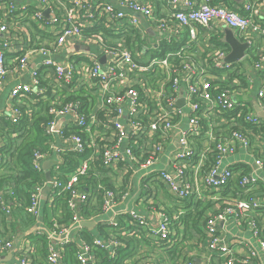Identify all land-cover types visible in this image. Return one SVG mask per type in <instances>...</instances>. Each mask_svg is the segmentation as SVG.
Here are the masks:
<instances>
[{
  "label": "built area",
  "instance_id": "obj_1",
  "mask_svg": "<svg viewBox=\"0 0 264 264\" xmlns=\"http://www.w3.org/2000/svg\"><path fill=\"white\" fill-rule=\"evenodd\" d=\"M58 1L0 0V99L15 77L0 109V120L19 123L23 117L21 99L33 94L45 95L41 78L48 71L47 77L53 74L57 85L66 82L74 88H93L97 97L89 113L79 103L54 108L55 117L46 126V133L52 137L47 142L48 148L33 152L32 167L43 174L44 162L56 159L52 180L45 177L32 191L30 203L25 207L34 218V227L45 221L40 200L46 186L51 189L50 201L56 194L67 193L71 213L69 224H60L57 216H53L47 231L29 229L34 231L30 235H46L49 240L47 261L43 264H63L65 246L72 242L77 246L76 256L81 264H96L97 249L109 251L116 260L118 249L129 241L125 236L137 233L134 227L140 228L153 244L140 248L125 264H164V252L177 261L187 256L200 258L201 250L190 253L202 244L208 252L207 264L258 262V249L246 236L233 235L229 223L233 221L242 232L249 231L264 253V196L257 193L260 173L264 172V158L259 150L263 142L258 134L254 144L246 130L238 126L241 111L228 118L238 106H246L239 100L245 86L230 80L231 71L240 60H226L231 48L224 47L222 41L227 43L225 30L229 28L241 42L248 43L244 57L255 55L254 36L264 35V0H244L242 9L231 8L228 1L162 0L167 1L170 9L165 16L157 14L151 3L140 0H121L123 9L111 3L94 5L93 0H69L68 4ZM136 13H141L160 31L153 37L154 41L140 44L141 40L150 38L142 30ZM100 15L138 29L139 40L134 38L131 48L125 44L123 35L105 39L99 32L85 33L84 29L91 27ZM29 20L50 37L31 44ZM201 33L205 45L200 44ZM163 42H177L179 46L158 55ZM77 44L90 49H78ZM61 51L66 53V58L56 61L53 54ZM198 55L213 73L208 74L196 65ZM35 57L40 58L39 65L31 66V58ZM251 60L261 73V84L255 93L264 109V51ZM218 117L222 118L221 126L216 123ZM244 119L257 126L264 124V119L253 110ZM67 123L79 128L78 132L66 135ZM214 124L224 130L219 132ZM0 139L1 146L4 141ZM240 149L251 157L247 162L251 170L241 176L236 196L226 197L223 191L229 184L235 189L231 181L233 169L226 161ZM86 150L90 151L88 156L76 168L62 173L64 154ZM96 168L112 174L108 178L110 186L81 183L82 177ZM134 174L142 175L137 204L143 201L148 210L132 207L118 211L120 202L133 193L130 175ZM163 183L170 194L162 188ZM160 193L170 198L171 205L178 198L214 202V211L202 226L205 239L199 245L193 244L194 240L187 241L183 258H173L161 247L162 241L172 243L170 235L175 236L177 231L173 224L184 210L172 213L169 206L159 204L156 197ZM98 195L101 208L90 218L112 212L111 218L100 222L115 232L87 241L80 237L79 231L81 223L89 219L80 213ZM0 210L5 214L12 212L4 191L0 192ZM16 236L11 231L0 233V264H5L3 255L11 250L16 256L14 264L33 263L32 255L37 252L34 236L24 237L22 243L17 242ZM237 244L246 246L245 253L236 249ZM188 264L194 262L189 260Z\"/></svg>",
  "mask_w": 264,
  "mask_h": 264
},
{
  "label": "trees",
  "instance_id": "obj_2",
  "mask_svg": "<svg viewBox=\"0 0 264 264\" xmlns=\"http://www.w3.org/2000/svg\"><path fill=\"white\" fill-rule=\"evenodd\" d=\"M228 1V0H226ZM231 8L233 4L227 3ZM33 7V6H32ZM28 31L30 32L31 44L41 42L44 38L50 37V34L37 28L36 24L29 20ZM118 31L116 34L113 32ZM85 33H101L106 39L109 37H125V44L129 47H133L132 40L137 38L139 40L140 32L128 23H121V21H110L106 15L96 16L94 23L91 27L84 29ZM52 39V38H51ZM222 45L228 49L230 46L228 43L222 41ZM39 46V45H38ZM36 46V47H38ZM179 44H167L163 42L161 44V50L157 51L158 55H164L165 52L177 49ZM255 58V55H250L249 59ZM41 78V86L46 89L45 95L40 97L36 94L31 95L29 98L21 99L20 106L23 110V117L20 119L18 124H13L6 119L0 120V137L3 139V143L0 146V154L2 156V162L0 163V192L4 191L6 198L12 204V212L5 214L0 210V224H5L9 229H5L3 233L7 231L16 232L17 229L29 230L30 227L35 223L33 216H31L25 207L30 203V197L32 191L41 184V181L45 179L43 172H39L32 167V156L36 149L48 148L47 142L52 139L50 135L46 133V126L55 115L53 113L54 108H60L68 103H79L85 113L91 112V105L95 106L97 103V97L93 88L86 86H79L74 88L72 84L62 83L57 85L53 74L47 77V74ZM264 99V98H263ZM250 107L238 106L236 110L232 111L231 116H236L239 111L242 112V116L238 119L241 123V128L245 130L251 129L256 134H260L262 142L264 143V124L257 126L255 124L247 123L244 119L245 114L253 109V103L249 102ZM77 127H71L70 123L64 127L65 134L72 132H78ZM89 150L84 153L78 152H67L63 155L64 162L62 164V173L72 171L77 167L81 159L88 156ZM264 158V153H261ZM233 170H240L241 167L232 165ZM243 172L236 175L233 178L232 185L235 189L229 186L223 191V195L226 197H235L237 189H240L239 180L242 175L249 172V169L242 168ZM60 174V178L64 177ZM81 183L92 185L96 187L99 183H103L106 186H110L108 177L105 174V169L96 168V170L89 171L85 176L82 177ZM261 183V182H260ZM264 185L263 183H261ZM85 190L88 187L84 186ZM7 190V191H6ZM10 190V192H8ZM257 193L264 196V188H257ZM13 194V195H12ZM67 193L61 195H54L52 201H47L44 206V218L47 220L53 216H57V221L60 224H69L71 220V213L67 206ZM16 204V205H15ZM173 212H177L180 209L184 210L182 217L176 220L173 224L176 228V235L171 237L172 243L162 241L161 247L171 255L173 258H179L182 256L184 247L187 241L193 244L199 245L201 241L205 239L204 231L202 226L206 223V220L211 212L214 211V202L210 200L201 201L195 198H183L177 199L174 202ZM101 208V197L98 195L96 200L89 201V205L82 211L84 218H90L95 214L96 210ZM129 219V218H128ZM137 233L134 232L131 235V239L125 243L124 246L120 247L117 251V259L113 260L111 254L107 250L97 249L96 254L99 258L103 259L101 264H125L127 259L135 256L140 248L143 246L152 247L153 242L145 237L144 232L137 227H134ZM79 231L80 237L87 241H92L93 236L89 231ZM115 230L109 227L107 224L98 222L99 235H107ZM34 243L39 252L32 255L33 263L35 264L37 255L41 256L45 261L47 256V248L49 240L46 235H33ZM77 246L75 242L69 243L65 246L64 255L69 253V256L75 254L76 256ZM77 262H80L77 259Z\"/></svg>",
  "mask_w": 264,
  "mask_h": 264
},
{
  "label": "crops",
  "instance_id": "obj_3",
  "mask_svg": "<svg viewBox=\"0 0 264 264\" xmlns=\"http://www.w3.org/2000/svg\"><path fill=\"white\" fill-rule=\"evenodd\" d=\"M59 1H61L62 4H68V2H69V0H59ZM59 1H58V4H60ZM120 1L121 0H93L92 3L94 5H98L99 3H111L116 8L123 9L121 7V5H120ZM140 1L151 3L153 5L155 11L157 12V14H159L160 16H165V15L169 14V12H170V9H169L167 1H162V0H140ZM218 1L226 3V0H218ZM228 2H230L231 5L233 4L234 7L242 9V7H241L242 4L241 3L244 2V0H228ZM34 3H35V1H34ZM263 13H264V8H263ZM137 18H139V22H140V26H141L142 30L145 29V33H147V37L150 38V39H146V40H141L140 44L148 42V40L154 41L155 38H153V37L155 35H159L160 31H158L156 29V27H153L149 22H147V20L144 17L137 16ZM88 42H89V44H91V41H88ZM132 42H133V40H132ZM205 43L206 42L204 41V35H203V33H201L200 34V44L201 45H205ZM76 47L78 49H81V50L90 49V47H85V46L79 45V44H77ZM253 47H254L255 57L257 59L258 58V54H260L261 52L264 51V35L256 34L254 36ZM53 55H54V58L57 59L56 61H61V60L66 58V53L64 51H61L59 53H55ZM195 60H196V65H198L202 70H204L208 74H211V73L214 72L211 67H209V66H207V65H205L203 63V60L200 57V55L195 56ZM31 61H32L31 62V66L39 65L40 58H38V57L31 58ZM231 73H233V74H231L230 80L232 81L233 84H235V81H237V82L241 83L243 86H245L244 91H243L242 95H240V99L239 100H241L243 104H246L247 107H250L249 102L253 103V109H251V110H253L254 113H256V111L254 109V106H255V103H256L255 98L257 99L255 91L259 88V85L261 84V73L254 68V63H252V60L249 59L247 56H245V57L243 56L240 59V61L236 62V64L234 65V69L231 71ZM14 83H15V77H12L10 82H9V85L6 86V88L4 89V91L1 94L0 109L2 107H4V105L6 103V99L5 98L7 96V93L9 91L10 87ZM259 101L260 100L258 99V104H259ZM216 123L219 126H221L222 118L218 117L216 119ZM218 125L214 124V126L217 128V130L219 132L223 131L224 128H220ZM238 126L241 128V123ZM235 129H237V128L235 127ZM245 130L248 133V135L251 137L252 142L255 144L258 134L253 132L251 129L249 130V129L245 128ZM1 142L2 141L0 139V144H1ZM259 150L262 153H264V143H262L261 148H259ZM247 154H248L247 151H245L243 149H240V150H238V152L235 155H232L231 157H229L227 159L226 164L231 166V168H232V165H236V166L241 167L240 170H236V169L233 170V173H234L233 178H235L237 174L243 172L242 168H244V170H246V168L251 170V166L249 164H247V162H250L249 160H251V157L248 156ZM118 172H120V171H118ZM105 174H106V176L108 178H110L111 175H112V174H108L107 172H105ZM263 174H264V172H263ZM130 178H131V183H132V186H133L132 187L133 193H132V195L130 197H128L124 201L120 202L117 210L118 211H120V210H129L132 207L140 209V207H143L141 211H147L148 208H145V205H144L145 203L143 201H141L140 204H137V201H138L137 195L139 196V190H141V178H142V175L140 176V174H134V175H130ZM260 182L264 184V176H260V181H259V186H258L259 189H263L264 185H262ZM162 188L165 189L166 191H168L167 185L165 183L162 184ZM169 194H170V192H169ZM142 198L145 199L144 196ZM156 199L159 202V204H166L167 206H169L168 207L169 210L173 213L172 209L174 208L175 204L173 203L171 205V201H170L169 197L165 198L163 196V194L160 193V195L157 196ZM49 201H50V197H49ZM80 215L82 216V213H80ZM112 215H113L112 212H108V213H105V215L101 216L100 218H97V217H95L94 219L88 218L89 220L97 222V224L94 227L93 226H84V227L82 226L80 228V231L81 232H85L84 230L89 231L93 237H96V236H98L100 234V232H98V222L106 221L107 219L111 218ZM56 219H58V218H56ZM50 220L51 219L46 221V219H45V221L40 222V223H42L41 225L39 223L35 227H34V224H33L30 227V229L31 230L32 229H37L40 233L45 232L49 228L48 225L50 223ZM9 227H12V226H7L5 224H0V233L3 232L5 229H9ZM229 229H230L231 233L233 235H235L236 237L246 236L249 239V241L252 243V246H254L256 249H258L259 261L258 262L253 261L251 264H264V253L261 252V249H259V247L257 245V242L253 239V237L251 236L249 231L242 232L234 224L233 221H231L229 223ZM17 230L18 231L13 232V234L17 235L16 236L17 242H20V243L23 242L24 237H26V236H31L32 237L33 235H30V233H34V231L31 232V230H29L27 232V234L25 233L26 231L24 229L23 230L17 229ZM76 230L77 229H75L73 231V233ZM125 237H126L127 240L131 239V237L129 235H126ZM33 238H35V237H33ZM197 249L201 250L200 251V253H201L200 258H198V257H194V258L190 257L189 258V256H187L185 259L180 260V261H177V260H174V259H170L166 255V253L164 252V264H177V263H180V262H182L181 264H188L189 260H191V262H194V264H207L206 263V257H208V252H207L206 246L202 244L198 248H195L194 250H192L190 255H193V253ZM236 249H238L242 253H245L246 246L237 244ZM38 252H39V250L37 249V253ZM184 255H185V253H184ZM184 255H182V258H183ZM95 257H96V261H95L96 264L103 263V259L99 258L97 256V254L95 255ZM45 261H47L46 258H45ZM45 261L43 260V258L40 255L39 256L37 255L35 264H43ZM3 262L5 264H14L16 262V256L14 254V251L11 250V251H8L7 253H4ZM63 264H79V263L76 260L75 254L72 255V256H69V253H68L67 255L65 254L63 256Z\"/></svg>",
  "mask_w": 264,
  "mask_h": 264
},
{
  "label": "water",
  "instance_id": "obj_4",
  "mask_svg": "<svg viewBox=\"0 0 264 264\" xmlns=\"http://www.w3.org/2000/svg\"><path fill=\"white\" fill-rule=\"evenodd\" d=\"M49 14V11H46V15ZM136 16H142L144 17L141 13H136ZM225 39L227 41V43L229 44L231 50L230 53L228 54V56L226 57V60L229 62H236L238 60H240L245 54H246V50L249 47L247 42H241L233 33V31L229 28H226L225 30ZM101 60L103 61L104 58H101ZM256 103L254 106V109L256 111V113L264 119V110L262 109V107L258 104V100L255 98ZM124 148V147H123ZM56 163V159H48L44 162L43 167H44V174L45 177L48 181L52 180V167L54 166V164ZM159 169L162 168V166H158ZM261 176H264L263 172L260 173ZM51 193V189L50 186H46L43 191H42V196H41V215L44 214V206L46 204V202L49 199V195ZM43 218V217H42ZM41 218V220H42ZM97 224V222L92 221V220H85L81 223V226H95ZM57 239V238H55Z\"/></svg>",
  "mask_w": 264,
  "mask_h": 264
}]
</instances>
